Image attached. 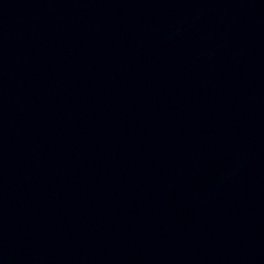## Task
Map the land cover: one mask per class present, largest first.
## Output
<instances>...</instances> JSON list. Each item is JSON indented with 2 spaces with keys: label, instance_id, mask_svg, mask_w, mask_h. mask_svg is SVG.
<instances>
[{
  "label": "water",
  "instance_id": "1",
  "mask_svg": "<svg viewBox=\"0 0 264 264\" xmlns=\"http://www.w3.org/2000/svg\"><path fill=\"white\" fill-rule=\"evenodd\" d=\"M0 264H264V0H0Z\"/></svg>",
  "mask_w": 264,
  "mask_h": 264
}]
</instances>
